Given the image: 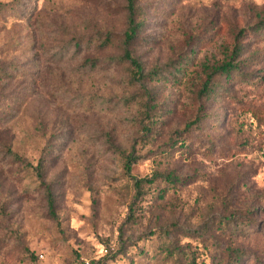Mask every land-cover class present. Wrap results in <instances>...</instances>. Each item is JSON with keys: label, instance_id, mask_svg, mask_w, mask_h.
Segmentation results:
<instances>
[{"label": "rangeland", "instance_id": "rangeland-1", "mask_svg": "<svg viewBox=\"0 0 264 264\" xmlns=\"http://www.w3.org/2000/svg\"><path fill=\"white\" fill-rule=\"evenodd\" d=\"M137 4L141 81L127 0H0V264H264V0Z\"/></svg>", "mask_w": 264, "mask_h": 264}, {"label": "trees", "instance_id": "trees-1", "mask_svg": "<svg viewBox=\"0 0 264 264\" xmlns=\"http://www.w3.org/2000/svg\"><path fill=\"white\" fill-rule=\"evenodd\" d=\"M127 11H128V29L125 33V39L123 40V54L120 56L122 59L130 62L129 64L134 68V74L133 77L139 81L151 77L152 75L156 74V70H151L149 72H146L144 69V66L142 62L133 54L132 49L130 48L131 44L133 43L134 39L136 38L139 29L142 26V21L138 18V4L137 0H127ZM110 41V39H104L103 42L106 44ZM103 44V43H102ZM87 63H90L92 65H96L99 63L98 60L93 58H88ZM235 67V65L232 64L231 61H225L221 64H204V68L207 71L206 78L202 84V87L199 91V94L202 96H208L209 94L214 92V84H213V77L218 73H229L232 71V69ZM202 120V116H197L195 119L191 120L187 124V128H190L191 126L200 123ZM16 157H19L17 154H15ZM124 160H125V167L127 172L130 174L132 179L134 180V184L138 190V192L141 191V188L144 183H154L156 179H164L166 182H174L178 179L177 176H174L171 172L165 175L162 173H155L153 177H145V178H137L132 174V163L135 161V155L133 151H126L124 153ZM41 164L37 166V169L40 168ZM159 177V178H157ZM47 198H48V204L50 211L54 213V199L53 194L50 189V187H47ZM239 264V262H238Z\"/></svg>", "mask_w": 264, "mask_h": 264}]
</instances>
